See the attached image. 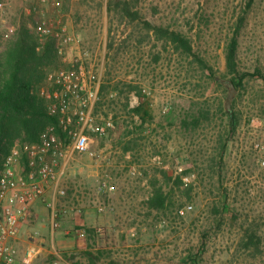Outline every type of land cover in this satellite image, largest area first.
<instances>
[{"label":"rangeland","instance_id":"rangeland-1","mask_svg":"<svg viewBox=\"0 0 264 264\" xmlns=\"http://www.w3.org/2000/svg\"><path fill=\"white\" fill-rule=\"evenodd\" d=\"M38 1L0 0V31L14 29L25 14L24 7ZM55 1V7L42 8L50 16L62 14L78 37L76 51H88L93 78L109 85L97 114L100 118L112 116L114 120V127L106 136L92 135L90 150L94 155L77 151L66 165L58 159L59 169L63 170L60 186L66 187L68 196H55L60 222L57 230L64 229L65 223L69 231L94 227L88 226L91 214L98 222L94 228L103 229L96 238L99 248L106 247L107 242L115 244L112 254L116 253L118 259L123 252L121 244L130 241L144 245L139 251L143 260L138 264H264V251L252 255L240 248L244 229L252 222L261 230L264 247L261 77L245 79L242 87L235 88L230 108L235 106L241 116L234 131L224 135L228 143L223 162L215 167V172L209 167L217 138L229 120L225 111L230 86L226 84L232 76L224 45L243 0H143L141 5L152 23H171L192 37L213 65L214 75L208 70L203 72L197 62L174 47H164L155 37L139 44L141 30L134 24H113L116 46L123 43L125 47L121 45L122 52L116 60L112 59L108 54L107 0ZM204 10L209 12L207 25L200 24ZM25 16L29 24L32 16ZM128 35L132 37L124 43ZM242 44V68L254 71L259 67L264 73V0L254 2ZM119 81L140 85L144 97L135 91L119 94L114 88ZM126 95L130 96L128 108ZM141 101L148 103L151 113L146 121L131 111ZM204 101L212 109L211 121L203 122L197 129H186L183 119L205 105ZM127 141H133L131 150H125ZM165 174L172 178L167 185ZM156 177L173 194L176 204H182L176 205L178 211L173 208L169 217L151 212L144 204ZM177 177L182 178L179 186ZM103 184L106 188L99 190ZM190 184L194 188L188 199ZM43 203L50 214L49 220L45 219L50 231L52 210ZM218 204H226V211L216 214ZM82 238L87 247L84 252L90 251V237ZM81 257L86 258L85 253Z\"/></svg>","mask_w":264,"mask_h":264},{"label":"trees","instance_id":"trees-1","mask_svg":"<svg viewBox=\"0 0 264 264\" xmlns=\"http://www.w3.org/2000/svg\"><path fill=\"white\" fill-rule=\"evenodd\" d=\"M255 1H242L243 4L239 14L231 27L232 31L225 40L226 64L232 76L230 82L233 83L236 89L244 85L245 79L261 77L264 80V73L261 68L257 67L254 71H250L244 70L241 65L244 30L249 23ZM142 3L143 0H107V12L110 17L108 54L112 59L116 60L120 55L122 52L120 48L123 44L116 46V32L113 24H134L136 29L141 30L137 39L139 44L146 43L155 37L164 47H174L175 51L181 55L192 58L200 65L203 72L208 70L210 75L215 74L213 65L204 58L202 47L197 45L192 37L182 28H175L171 23L163 21L152 23L143 11ZM20 18L14 29L0 31V169L4 156L12 151L15 144L38 141L42 131L48 125H56L58 133L62 135L58 127V119L48 114L45 99L36 92V89L44 81L47 72L63 65L61 56L57 51L53 38H49L44 46L40 47L38 36L28 26L25 14H22ZM209 18V12L204 10L199 18L200 24L205 23L207 25ZM131 37V35H128L123 42L126 43L127 39H131ZM124 47L125 45H122V48ZM108 87L107 83H101V96L104 97ZM114 88L118 90L119 94L125 92L130 94L135 91L140 98L144 97L140 85L132 82L119 81ZM129 97L126 95V108L129 106ZM203 103L205 105L191 111L183 119L182 125L186 129H197L203 122L211 121L212 109L207 105V101ZM100 105L101 100L96 106V112ZM147 105V102L141 101L137 106L131 108V111L141 116L142 121H146L147 116L151 117ZM225 113L229 116L227 127L219 134L215 153L209 159V161H212L209 167L213 172L216 171L215 167L220 166L224 160L228 143V139L224 135L226 132L234 131L241 116L240 111L235 106L227 108ZM131 143L133 141H127L125 150L132 149ZM162 172L165 173L164 170ZM164 176L167 185L172 178L167 174ZM181 179L177 177L175 181L177 186L182 183ZM165 184L159 178H154L151 181V194L144 201V204L151 212L155 210L169 217L170 212L172 213L173 208L176 209L177 204L174 201L173 194L166 190L167 186ZM193 188L192 184L188 186V199L192 198ZM177 206L180 207L182 204ZM226 208V204H218L215 213L221 214L226 211ZM176 210L178 211V208ZM97 229L86 227L87 236L95 240L98 235ZM240 248L251 251L252 255L264 251L263 238L258 225L252 222L245 227L240 241ZM85 256L88 259L87 264H99L101 258L104 257L109 259L108 264H122L121 260L113 257L111 251L105 249V247L86 251Z\"/></svg>","mask_w":264,"mask_h":264},{"label":"built area","instance_id":"built-area-1","mask_svg":"<svg viewBox=\"0 0 264 264\" xmlns=\"http://www.w3.org/2000/svg\"><path fill=\"white\" fill-rule=\"evenodd\" d=\"M47 5L55 7L57 1L39 0L25 6L24 11L27 16H32L28 25L38 36L40 47L53 38L62 59L63 65L49 70L36 89L46 101L48 114L58 119L62 135L56 125H48L38 141L21 144L3 158L0 169V264H33L39 257L40 247L32 243L24 248L23 261H17L19 251L15 240L29 205L36 199L45 201L52 210V230L59 228L55 196L67 197L68 193L66 187L60 186L63 170L59 169L58 159L66 165L77 151L94 155L95 152L90 150L92 135L106 136L114 127L112 116L100 118L96 112L102 98V81L91 74L88 51H76L77 35L62 14L47 15L42 8ZM1 7L0 3V20L3 19ZM48 186L53 189L50 198H46ZM105 188L106 184H103L99 190ZM97 232L101 235L103 229L98 228ZM78 235L86 237V229H79ZM51 264L70 263L56 251Z\"/></svg>","mask_w":264,"mask_h":264},{"label":"crops","instance_id":"crops-1","mask_svg":"<svg viewBox=\"0 0 264 264\" xmlns=\"http://www.w3.org/2000/svg\"><path fill=\"white\" fill-rule=\"evenodd\" d=\"M52 192L53 189L51 186H48L46 198H50L52 196ZM43 202L45 201L41 199L34 200L29 205L26 218L21 222L19 233L17 235L18 237L15 240V245L19 251L17 261H23L22 252L27 245L37 243L40 247L41 253L33 264H51L52 259L54 258V253L59 250L68 263L87 264L86 258L81 257L85 253L84 251L87 250V247L84 246V243L82 242L83 238L78 235L79 229L86 228L82 226L69 231L70 229L67 227L68 223H65L63 224L64 229H56V233V230L50 229L49 231L46 223L49 220L50 214L47 211V206ZM45 219L48 220L45 221ZM88 219L90 220L88 226H98V222L91 214H89ZM99 237L100 234H98L96 238L99 239ZM77 238L80 240H77ZM90 239L93 245H91L88 249H98L100 246L98 245L97 239ZM112 245L115 244L107 242L105 249L110 250L112 253L115 250L114 246L112 248ZM121 245V250L123 252L121 253L120 260L122 264H138L143 260V257L139 254V251L144 249L143 243L125 241V243ZM113 255V257L117 258L116 253ZM108 261L109 259L105 257L100 260V262H102L101 264H106Z\"/></svg>","mask_w":264,"mask_h":264},{"label":"water","instance_id":"water-1","mask_svg":"<svg viewBox=\"0 0 264 264\" xmlns=\"http://www.w3.org/2000/svg\"><path fill=\"white\" fill-rule=\"evenodd\" d=\"M228 85L230 86V92H229L227 99H226V107L230 108V101H231V99L235 93V87H234L233 83H231V82H228Z\"/></svg>","mask_w":264,"mask_h":264}]
</instances>
